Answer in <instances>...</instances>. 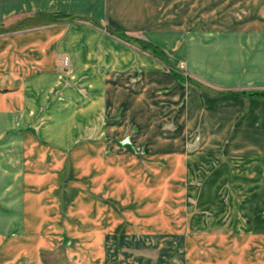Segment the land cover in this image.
I'll return each mask as SVG.
<instances>
[{"label": "crops", "instance_id": "0c3cea01", "mask_svg": "<svg viewBox=\"0 0 264 264\" xmlns=\"http://www.w3.org/2000/svg\"><path fill=\"white\" fill-rule=\"evenodd\" d=\"M221 5L226 10L218 8V0H0V26L27 16L50 21L0 31L1 263L26 254L30 262L24 264H46L39 252L58 244L56 224L47 242L42 232L34 239L27 232L40 228L34 225L41 212L46 209L52 217L59 208V145L40 133L50 129L44 117L53 119L59 101L68 102L73 117L80 115L75 108L81 95L73 83L63 90L65 99L58 98V74L70 69L67 74L78 75L96 99L90 96L77 106L82 114L94 102L98 107L108 101L115 108L125 99L131 124L147 134H153L154 118L160 116L164 131L179 133L178 147L195 133L202 137L200 147L228 150V172L218 171L203 188L206 197L221 196L230 180V238L212 241H230V264H264V94H254L264 92V0ZM113 127L121 132L123 125ZM87 198L91 203V195ZM95 203L100 220L104 206ZM210 206L202 210L210 208L217 216L204 220L198 214L192 228L224 225L225 208ZM121 219L111 215L109 223L115 227ZM12 232L18 233L8 237ZM28 239H33L29 249ZM113 240L90 236L86 255L97 264H155L146 253L124 254L123 246L152 250L159 238ZM176 251L178 262L168 264H185L181 248ZM221 252L218 261H228ZM88 258L82 253L77 261L85 264Z\"/></svg>", "mask_w": 264, "mask_h": 264}, {"label": "rangeland", "instance_id": "374dc122", "mask_svg": "<svg viewBox=\"0 0 264 264\" xmlns=\"http://www.w3.org/2000/svg\"><path fill=\"white\" fill-rule=\"evenodd\" d=\"M218 2V8L223 7L226 10V6L221 5L226 0ZM210 11L208 8L206 12ZM9 20L0 26V31L27 29L50 22L44 17L36 19L33 16ZM70 71L62 70L58 74V98L65 99L63 90L73 83L75 90L81 95V101L78 99L75 108V112H80V115L73 117L71 107H66L68 102L59 101L61 106H58L53 119L44 117L43 124H49L50 129L40 133L47 141L58 143L60 157L59 208L53 209L52 217L45 209V212L39 215L40 222L34 225L40 228L31 230L30 234L27 232L28 238H33L30 237L33 235L41 238L38 236L40 231L47 242L51 232H56V224L58 244L54 245V248H44L39 252L43 261L46 264H81L77 260L82 253L88 258L86 254L89 253L90 236H106L114 239L111 241L114 243L115 239L121 236L145 235L159 238L157 243H160V247L157 245L152 250L137 251L134 246L126 245L123 246L127 251L124 254L146 253V257L154 259L153 263L163 264L160 261L164 260L168 264L175 259L178 262L179 254L173 255L181 248L185 264H230V241L229 244L221 243L224 239L219 242L212 241L222 235L230 238V195L226 190L230 187V180L224 182L221 196L206 197L203 193L204 186L214 174L218 171L228 172V150L200 147L198 141L200 142L202 137L195 133H188L186 146L180 148L176 141L179 133L164 131L163 128L167 127L157 122L161 119L160 116L154 118L153 134H147L141 130V126L131 124V108L126 109L125 99H122L121 106L117 103L115 108L112 103H107L108 101L106 104L101 101L98 107L97 102L93 101L96 106L92 110L84 109V115L82 109L77 106L86 105L93 93L89 91L88 86L80 83L81 79L77 78V74L75 77L67 74ZM159 105H162V102L159 101ZM157 112L159 113V109ZM122 113L123 118L120 117ZM114 123L123 125L121 132L114 131ZM90 128L95 131L90 132ZM208 155L209 159H203ZM90 195L91 203H88L87 197ZM95 202L104 206L105 215L100 220L99 208L94 207ZM202 205L210 208V205H218L225 208L226 217L222 221L224 225L192 228L198 214L203 213L204 220L217 216V212L210 208L202 210ZM226 208L229 209L226 211ZM111 215L122 217L115 223V227L109 223ZM132 216H137L141 221H130ZM143 220H149V223ZM17 231L20 233L22 230ZM18 232H12L8 237ZM166 238L169 239L165 240ZM33 239H28L27 248ZM48 244L52 246L50 242ZM44 246H47V243ZM220 250L223 257L227 255L228 261H218L221 257ZM163 254L173 258H164ZM87 260L85 264H97L93 259ZM3 262L29 263L30 256L24 254L15 260L6 259Z\"/></svg>", "mask_w": 264, "mask_h": 264}, {"label": "built area", "instance_id": "2783aa9c", "mask_svg": "<svg viewBox=\"0 0 264 264\" xmlns=\"http://www.w3.org/2000/svg\"><path fill=\"white\" fill-rule=\"evenodd\" d=\"M64 64H65L66 66L69 65V57H68V56H65V57H64ZM180 67L183 68V67H184V64H181Z\"/></svg>", "mask_w": 264, "mask_h": 264}, {"label": "trees", "instance_id": "16d2710c", "mask_svg": "<svg viewBox=\"0 0 264 264\" xmlns=\"http://www.w3.org/2000/svg\"><path fill=\"white\" fill-rule=\"evenodd\" d=\"M143 48H147V44H144ZM254 94H264V92H254Z\"/></svg>", "mask_w": 264, "mask_h": 264}, {"label": "bare ground", "instance_id": "6f19581e", "mask_svg": "<svg viewBox=\"0 0 264 264\" xmlns=\"http://www.w3.org/2000/svg\"><path fill=\"white\" fill-rule=\"evenodd\" d=\"M82 218H83V217H82ZM81 220H82V219H81ZM33 236H34V235H33ZM33 236H32V237H33ZM28 237H29V236H28ZM29 240H30V239H29ZM30 244H31V243H30ZM31 245H32V244H31ZM13 247H14V246H13ZM20 247H21V246H20ZM17 249H18V248H17ZM28 249H29V248H28ZM33 249H34V248H33ZM33 249H32V250H33ZM15 250H16V248H15ZM30 251H31V250H30Z\"/></svg>", "mask_w": 264, "mask_h": 264}]
</instances>
